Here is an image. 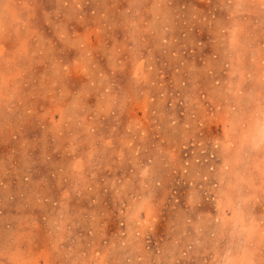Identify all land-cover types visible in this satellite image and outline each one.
Wrapping results in <instances>:
<instances>
[{"label":"rangeland","instance_id":"1","mask_svg":"<svg viewBox=\"0 0 264 264\" xmlns=\"http://www.w3.org/2000/svg\"><path fill=\"white\" fill-rule=\"evenodd\" d=\"M0 264H264V0H0Z\"/></svg>","mask_w":264,"mask_h":264}]
</instances>
